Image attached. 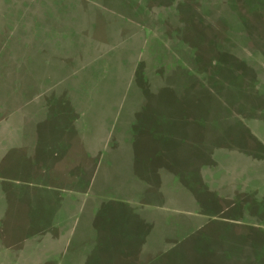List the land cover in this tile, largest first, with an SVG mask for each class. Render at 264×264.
Masks as SVG:
<instances>
[{
    "label": "rangeland",
    "instance_id": "rangeland-1",
    "mask_svg": "<svg viewBox=\"0 0 264 264\" xmlns=\"http://www.w3.org/2000/svg\"><path fill=\"white\" fill-rule=\"evenodd\" d=\"M0 70V245L41 179L142 216L129 264H264V0H0ZM133 165L160 201L114 200Z\"/></svg>",
    "mask_w": 264,
    "mask_h": 264
},
{
    "label": "crops",
    "instance_id": "crops-1",
    "mask_svg": "<svg viewBox=\"0 0 264 264\" xmlns=\"http://www.w3.org/2000/svg\"><path fill=\"white\" fill-rule=\"evenodd\" d=\"M0 115H2V110H0ZM136 167L137 165L121 168L120 172H116L112 168L107 169L106 175L109 179L106 180H108V183L118 181L119 183L116 185L123 186L127 184L122 188L123 194H113V196H116L114 200L120 201L117 199L125 196L126 198H122L130 203L138 201H160V198L156 196L157 192L153 194L155 190L152 192L149 191V195H146L147 193L145 194V191L140 188L141 185L138 183H143L146 176L144 178L143 175L145 172L143 170L140 171L139 175H136ZM118 174L120 178H118ZM95 175L96 173L94 171L93 176ZM130 180H134V182H130ZM35 181L31 185L46 187L45 189L48 192L41 193L33 190V192L27 195L29 205L26 206V210L24 211L25 217L27 218V231L23 232L24 235L17 241H10L3 246L0 245V264H65L69 251H73L78 256L82 252L80 256L81 264H116V262L118 264H129L128 258H131V256L126 258L124 250L130 249L131 235H135L136 241H139L140 237H145L144 241H142L141 248L137 246L135 248L136 250H141L145 254V240L150 236L153 243L150 250L157 248L155 247L157 239L152 236V232L149 233L146 230V226L148 225L144 224L147 235L139 227L138 220L142 216L138 215L137 212L129 213L131 217L135 218V223L134 225L128 223V232L126 234L123 225L126 224L125 222L119 221L118 224L113 225L107 219L102 223L96 220V214L101 210L103 205L108 210L105 205L109 203V199H103L101 196L86 199L85 197H88V194L83 197L84 199H79L77 195L74 197L67 195L65 190L62 193L58 190L51 192V182L49 180L41 181L40 179ZM91 183L89 181L88 185H92ZM81 185L83 186V183ZM81 185L77 187L80 188ZM126 186L133 187L129 190ZM157 186L159 185H156L154 189ZM143 195H146L144 200L140 198ZM78 199L80 202H78ZM123 214L125 213L122 211ZM79 215H82L80 219ZM67 218H69L68 226L66 224ZM78 226L81 227L79 231ZM148 227L150 228V226ZM130 230L133 231L131 234H129ZM123 234H126V236ZM92 250H96V254L94 256L90 254L91 256L89 257V252ZM97 250L103 252L106 257L111 256L112 258L110 260L112 261L110 263L108 261L107 263H101V260L97 258ZM111 251H116V254L113 252V254L111 253L109 255L108 253ZM83 255L88 258V262L85 259L86 257L82 258ZM91 257L92 260H90Z\"/></svg>",
    "mask_w": 264,
    "mask_h": 264
}]
</instances>
